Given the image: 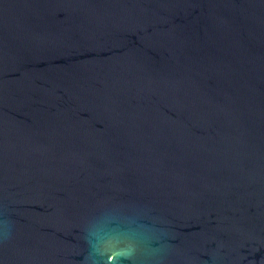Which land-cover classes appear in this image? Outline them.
<instances>
[{
    "label": "water",
    "instance_id": "1",
    "mask_svg": "<svg viewBox=\"0 0 264 264\" xmlns=\"http://www.w3.org/2000/svg\"><path fill=\"white\" fill-rule=\"evenodd\" d=\"M0 264H264V0H0Z\"/></svg>",
    "mask_w": 264,
    "mask_h": 264
}]
</instances>
